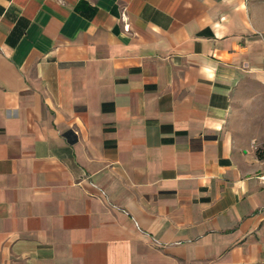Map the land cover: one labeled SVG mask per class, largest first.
I'll return each instance as SVG.
<instances>
[{"label":"crops","instance_id":"crops-1","mask_svg":"<svg viewBox=\"0 0 264 264\" xmlns=\"http://www.w3.org/2000/svg\"><path fill=\"white\" fill-rule=\"evenodd\" d=\"M0 264H264V7L0 0Z\"/></svg>","mask_w":264,"mask_h":264},{"label":"rangeland","instance_id":"rangeland-1","mask_svg":"<svg viewBox=\"0 0 264 264\" xmlns=\"http://www.w3.org/2000/svg\"><path fill=\"white\" fill-rule=\"evenodd\" d=\"M251 1L259 4V6H261V7H264V0H251Z\"/></svg>","mask_w":264,"mask_h":264}]
</instances>
